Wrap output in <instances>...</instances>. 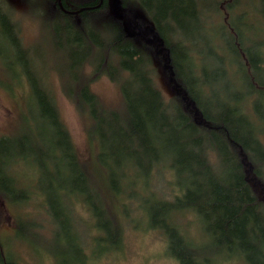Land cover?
<instances>
[{
	"label": "trees",
	"instance_id": "1",
	"mask_svg": "<svg viewBox=\"0 0 264 264\" xmlns=\"http://www.w3.org/2000/svg\"><path fill=\"white\" fill-rule=\"evenodd\" d=\"M26 1L38 11L34 5L40 0ZM54 1L58 5L49 12L54 16L39 9L41 19L47 17L43 27L50 34V49L66 52L61 65L68 75L64 88L86 115L88 134L100 146L96 171L88 172L81 163L40 71L25 69L23 61L38 117L48 120L52 132L40 139L43 148L24 146L30 138L25 131L26 138L0 136V198L14 204L29 199V185H19L12 167L28 156L40 158L45 149L42 158L47 162L37 165L46 182L50 225H73L72 199L79 197L104 231L103 240L116 247L120 231L106 207L107 197L123 193L133 196L138 207H148L146 223L162 232L167 253L178 264H218L222 257L264 264V103L259 98L264 95V37L248 35L242 22L248 18V4L263 18L256 27L264 26V0H114L119 9L141 14L144 32L153 37L151 50L157 55L161 51L160 63L174 85L168 98L154 80L144 34H128L114 19L100 18L107 17L110 0ZM208 25L215 27L212 37ZM12 50L29 57L0 3V58ZM208 56L215 66L206 63ZM86 65L95 76L104 74L118 84L117 108L101 105L84 79ZM160 171L175 188L168 201L151 188L149 177ZM135 184L147 188L149 195L135 194ZM186 212L195 216L200 236L206 237L203 249L194 246L175 221ZM33 224L19 217L15 228L20 235L34 234ZM71 231L67 241H72V249L63 253L71 260L58 264L87 262ZM1 245L0 264H21L3 253Z\"/></svg>",
	"mask_w": 264,
	"mask_h": 264
},
{
	"label": "rangeland",
	"instance_id": "2",
	"mask_svg": "<svg viewBox=\"0 0 264 264\" xmlns=\"http://www.w3.org/2000/svg\"><path fill=\"white\" fill-rule=\"evenodd\" d=\"M110 1L107 6V17L100 18H105L106 22L114 19L119 27L121 24L123 25L122 30L128 34H144L155 68L154 80L165 98H168L175 91L174 85L166 66L160 63V59L163 57L161 51L157 55L155 49L151 50L154 45L153 37L144 32V25L139 21L141 14L119 9L114 0ZM50 2L40 0L39 3L36 1L38 13L32 7L28 8L26 0H0V3L11 15L20 42L28 49L29 55L28 58L21 57L15 55L12 50L8 52L6 59L0 58V136L13 137L17 135L16 137H18L22 135L26 138L25 132H28L30 138L24 141V146H33L34 144L42 148L45 146L40 143V139L48 137L52 129L47 119L43 121L38 117V109L30 91L29 74L24 72V68L35 71L38 68L40 79L55 99L60 118L68 130L81 163L88 172L96 171L95 159L97 156L95 157V154L99 152L100 146L99 144L95 146L93 137L88 134L89 122L86 115L76 108L75 102L67 96L64 88L68 75L65 70L61 69V65L67 60L66 52L56 48L50 49L52 47L50 34L43 27V20L47 17L42 20L40 10L44 15L52 17L54 14L49 12L55 10V5H58L54 0ZM99 3L102 1L99 0ZM39 5H42L43 8ZM246 8L248 18L245 21L242 20L248 29H245V32L248 35L254 34L263 38L264 26L256 27L258 23L263 22V18L259 19L254 6L246 4ZM207 20L206 23L209 22V19ZM214 28L208 25L206 32L211 37L214 36ZM23 61H25L24 68ZM206 61L210 67L215 66L213 56H208ZM83 73L89 88L96 94L103 107L117 108L119 106L120 92L117 83L109 80L104 74L95 76L89 65H86ZM244 91H247V87ZM257 98L258 96L255 99ZM259 98L263 104L264 95ZM261 114H264V106H262ZM44 152L45 149L39 152L40 158L28 156L25 159L17 160L12 167L13 176L17 178L19 185H29L30 197L20 204L0 198V241L3 253L14 256L21 264H58L67 257L64 256V251L72 249V241H67V235L72 232V228L79 245L83 248V253L86 255L87 262L84 264H178L168 255L162 232L146 223L145 216L148 218L149 215L148 207L142 206V203L138 207L133 196L132 199H129L122 195L123 193H118L116 197L113 194H108L106 207L111 212L110 216L120 231L118 233L119 244L116 247H112L111 242L103 240L106 236L104 231L94 224L88 207L79 197L72 199L73 225H50L46 213L48 208L44 199L47 193L43 191L46 182L42 179L41 170L37 165V162L40 161L47 162L45 158H42ZM64 171L66 174L69 173L68 170ZM99 179L102 183L100 177ZM149 179L152 183L151 188L157 197L166 201L173 198L175 188L170 187L171 182L167 180L168 177L164 171L152 175ZM135 188H133L135 194L149 195V192L146 191L147 188L140 187L139 184H135ZM140 207H144L146 214L140 210ZM19 217L34 221L32 225L34 234L22 232L20 235L17 232L15 224ZM191 217L192 215L186 212L184 215L179 214L177 218L175 216V221L186 238L194 246L199 244V248L203 249L205 242L202 241H205L206 237L200 236L197 220L195 216L193 219ZM110 236H113L112 232ZM233 259L234 257H222L218 260V264H240Z\"/></svg>",
	"mask_w": 264,
	"mask_h": 264
},
{
	"label": "water",
	"instance_id": "3",
	"mask_svg": "<svg viewBox=\"0 0 264 264\" xmlns=\"http://www.w3.org/2000/svg\"><path fill=\"white\" fill-rule=\"evenodd\" d=\"M100 1H102V0H100ZM58 3L60 4V0H58ZM100 4V3H99Z\"/></svg>",
	"mask_w": 264,
	"mask_h": 264
},
{
	"label": "bare ground",
	"instance_id": "4",
	"mask_svg": "<svg viewBox=\"0 0 264 264\" xmlns=\"http://www.w3.org/2000/svg\"><path fill=\"white\" fill-rule=\"evenodd\" d=\"M34 6L37 7L36 4Z\"/></svg>",
	"mask_w": 264,
	"mask_h": 264
}]
</instances>
